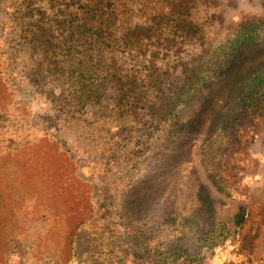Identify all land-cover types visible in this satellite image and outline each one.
<instances>
[{"label":"rangeland","instance_id":"obj_1","mask_svg":"<svg viewBox=\"0 0 264 264\" xmlns=\"http://www.w3.org/2000/svg\"><path fill=\"white\" fill-rule=\"evenodd\" d=\"M88 1L0 0V181L12 173L13 185L6 187L13 186V200L18 196L10 213L18 247L0 250V264H62L54 237L85 206L96 215L75 237L69 264H264V90L251 91L255 73L240 82L225 109L232 111L227 134L221 121L195 116L210 89L184 92L210 61L221 83L234 80L225 71L243 51L236 36L264 19V0H175L194 35L176 29L168 4H133L117 26H106L118 36L112 46L104 33L90 36L80 27ZM127 31L140 35L128 41ZM206 133L205 169L219 182L230 174L234 196L247 202L239 247L168 255L135 247L121 205L143 173L145 190L157 187L152 157L164 170L157 175V205L166 208L165 222L180 232L195 226L201 155L189 152L195 136ZM50 175L51 185L44 181Z\"/></svg>","mask_w":264,"mask_h":264},{"label":"trees","instance_id":"obj_2","mask_svg":"<svg viewBox=\"0 0 264 264\" xmlns=\"http://www.w3.org/2000/svg\"><path fill=\"white\" fill-rule=\"evenodd\" d=\"M123 2V3H122ZM133 4H141L144 8H154L168 4L176 16L175 27L181 31H187L192 35L198 31L195 26L186 23L182 17V13L175 3V0H89L87 2L86 15L82 18L80 27L91 34L103 35V40L106 46L118 42V36L111 31V27L106 30V26L114 24L121 20ZM161 4V5H160ZM123 14V15H120ZM111 21V22H110ZM122 21V20H121ZM105 31V32H103ZM139 32L127 31L125 38L132 41L131 37L139 36ZM235 44H239L242 52L238 57L226 67L228 76H234V80L230 81L227 86L221 83L224 77L212 73L214 65L211 61L207 63L205 69L200 66L195 73L192 74L191 83L184 84L185 95L192 96L195 92L194 88L199 91L210 89L206 102V106L199 110L195 116L204 119L211 117L213 124L221 121L225 133L227 134L231 124L232 112L225 113L232 97L236 96L238 85L243 83L247 77L255 73L257 76L256 86H252L251 91L262 89L264 90V19L250 21L245 27L239 30L235 39ZM215 58V57H214ZM252 62H255L252 64ZM252 64V65H251ZM227 76V77H228ZM262 79H261V78ZM241 82V83H240ZM169 118H166L163 123H167ZM210 125V132L214 125ZM209 129V127H208ZM207 129V131H208ZM209 133L195 136V150L190 148V156H200L201 161L195 164V181L197 187L195 196L199 204V217H196L195 226L193 228H185L182 232L174 230L165 222L166 208L161 209V205H157L158 201V179L164 170L161 169V162L158 158L151 159L153 162L152 169L155 173L153 183L155 181L156 188L151 191H146L144 188L145 181H142L146 174L133 184V186L125 193L121 205V221L125 230L126 237L129 242L140 249H151L161 255H168L174 249H185L188 254H192L203 246L211 247H227L237 249L240 243V229L246 222L248 217L247 202L245 198L234 196L230 183L232 182L231 175L223 176L221 182L209 173L204 166L201 150L205 144ZM210 140V139H208ZM208 143V141H207ZM51 148L62 152L61 146L56 142H51ZM172 153V152H169ZM168 153V154H169ZM174 154H172L173 156ZM6 159V156H4ZM189 157V155H188ZM149 162V163H150ZM196 163V161H195ZM200 165L202 166L200 168ZM149 168V169H151ZM5 166L6 171L10 170ZM226 172V171H225ZM33 175V174H32ZM26 176V174H25ZM52 176L44 178V181L51 185ZM6 181H0V250H14L18 247V243H14L15 229L17 227L15 218L10 214L13 208H17L16 199L18 196L11 198L13 186L10 185L15 180L13 174L7 172ZM141 178V180H140ZM40 178L38 177V180ZM13 185V184H12ZM31 196L33 202L40 199L38 192L32 191ZM197 204V205H198ZM7 213V214H6ZM96 213L92 207L85 206L83 211H76L73 217L67 218L64 222V228L60 232V236H55L54 239L59 243L62 255L60 261L62 264H69L75 258L74 239L78 236L82 226L90 224V221ZM149 215V216H148ZM256 238L254 234L249 244Z\"/></svg>","mask_w":264,"mask_h":264}]
</instances>
